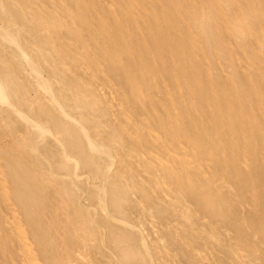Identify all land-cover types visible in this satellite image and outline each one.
<instances>
[{"label": "bare ground", "instance_id": "obj_1", "mask_svg": "<svg viewBox=\"0 0 264 264\" xmlns=\"http://www.w3.org/2000/svg\"><path fill=\"white\" fill-rule=\"evenodd\" d=\"M0 264H264V0H0Z\"/></svg>", "mask_w": 264, "mask_h": 264}]
</instances>
